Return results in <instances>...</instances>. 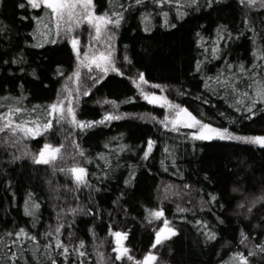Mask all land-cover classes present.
I'll return each mask as SVG.
<instances>
[{
  "label": "trees",
  "instance_id": "trees-1",
  "mask_svg": "<svg viewBox=\"0 0 264 264\" xmlns=\"http://www.w3.org/2000/svg\"><path fill=\"white\" fill-rule=\"evenodd\" d=\"M24 2L0 0V25L8 29L0 34V112L19 106L27 110L22 119L43 123L48 118V106L60 99L64 80L76 70V54L70 39L75 35L57 36L50 10L43 6L17 7ZM93 2L98 13L110 7V0ZM115 3L124 6L125 19L119 27L111 28L117 66L124 75L109 72L99 83L85 78L75 110L79 120L98 121L108 112L121 119L83 131L63 122L55 125L54 131L39 136L10 138L0 133V237L5 238L0 243V258L8 250L5 245L11 247V241L16 239L6 233L23 228L28 238H19L23 250L19 264H36L31 259L33 250L43 256L46 244L51 245L47 251L57 259V264H106L114 256L112 233L116 231L128 233L123 244L135 260H142L152 250L160 264H234L233 253L241 251L246 255L247 250L264 242V205L257 203L251 214L238 207L241 203L251 206L264 196V147L237 140H192L193 129L180 128L176 132L165 128L159 121L164 108L145 100L132 80L137 78L138 71L143 72L148 81L141 85L144 92L149 84L161 85L170 101L187 107L213 127L227 128L238 136L264 135V103L258 104L262 110L256 116L246 118L248 99L237 111V100L243 97L225 90L215 79L217 75L221 80L240 76V92L247 91L249 98H255L257 85L247 87L253 80L241 73L240 65L249 73L254 64L264 66V58H258L264 53V9L249 8L239 0H214L212 7L200 0V10L188 7L186 0H179L178 4L174 0L163 9L154 6L152 0H144L143 6L135 5L134 0ZM177 9L187 15L181 18ZM163 11L169 13L168 25ZM142 13L150 14L149 19L145 21ZM245 17L250 21L248 25L244 23ZM44 23L47 32L41 30ZM220 25L227 26L231 38L221 33L224 38L217 44ZM39 33L43 34L40 38ZM213 47L220 49L216 56ZM125 54L131 64L123 60ZM14 58L20 63H12ZM197 61L201 62L199 71ZM227 64L232 68H227ZM256 71L260 73L264 68ZM262 78L264 75L257 79ZM85 91L88 95H84ZM16 98H20L19 102ZM69 132L72 135L65 139ZM149 137L156 143L149 160L143 161L141 149L146 148ZM73 139L85 150V157L74 152ZM45 143H63V160L47 165L34 162L33 156ZM121 145L128 147L121 150ZM73 163L87 168L86 184L77 185L70 174L59 171ZM129 165L136 166L132 187L124 185ZM104 172L109 175L105 177ZM165 186H172L167 193ZM234 187L239 191L232 192ZM122 192L123 198L117 200ZM208 194L218 195L223 207L208 205ZM26 201L29 206L33 202L39 204L33 210L34 216L25 213ZM178 206L189 211L180 212ZM160 207L164 217L149 223V210ZM217 216L224 219V224L217 222ZM165 218L179 230V235L151 249L155 232ZM196 220L208 221L218 239L206 241L201 234L204 229ZM59 225L64 227L56 233ZM242 230L249 236L244 244L240 243ZM57 237L69 247L68 261L60 255L62 249L55 247ZM80 241L84 242L80 251L87 253L83 257L73 251L79 248ZM12 250L17 251L14 247ZM43 264H47V257ZM123 264L134 261L125 259ZM252 264H264V256H254Z\"/></svg>",
  "mask_w": 264,
  "mask_h": 264
},
{
  "label": "snow or ice",
  "instance_id": "snow-or-ice-1",
  "mask_svg": "<svg viewBox=\"0 0 264 264\" xmlns=\"http://www.w3.org/2000/svg\"><path fill=\"white\" fill-rule=\"evenodd\" d=\"M153 5L160 7L163 9V7L167 5L173 4L174 0H152ZM175 2L178 4L179 0H175ZM135 5L143 6L144 0H134ZM204 3L208 7H212L214 0H204ZM239 3L241 5H247L249 8H260L264 9V0H239ZM186 4L188 7H195L196 10H200L202 5L200 4V0H186ZM46 7L50 10V16L54 21L55 25V32L56 35L59 36L61 34V31L63 30L66 33H71L75 27H79L82 23H86L94 28L95 31V37L94 39L97 42H103L105 45L104 50H97L93 53L85 52L83 57L80 55V48L79 45V39L75 36L71 39V44L73 50L76 52V70L73 73V76L75 77V80L77 83H79L81 78V69L86 68L88 70V73L91 74L94 70H99L101 75L97 78H95V83H99L101 79L104 78L109 72H115L119 75L123 76L124 72L121 70V67L117 66L116 57L114 55L115 48L113 47L111 41H112V35H108V26L113 25L115 27H119L121 22L125 19L124 16V6L121 4L117 6L115 3V0H110V7L108 10H106L103 13H98L96 11L95 4L93 0H25L24 3L17 4V7L20 9H25L26 7H31L32 9H37L40 7ZM119 7L120 10L113 11V8ZM168 12L163 11L162 15L165 17V24L168 25L169 21L167 19ZM143 19L146 21L149 19L150 14L142 13L141 14ZM177 15L181 18L184 15H187V12H182L179 9H177ZM22 19H28V17H22ZM245 25H248L250 21L245 17L244 20ZM172 27H175V25H171ZM7 27L4 25H0V34L5 33L7 31ZM149 29L146 27L145 31H148ZM223 33L224 35H227L229 38H231V33L229 32L226 25H220L217 28V44L219 43L220 39H223L224 36L221 35ZM199 35V33L197 34ZM255 35L254 32L253 35V42H255ZM102 41V37H105ZM51 43H56L55 40H51ZM38 47L40 45H37ZM220 49L219 47H213L212 53L214 56L219 54ZM258 58H264V53H261V56ZM22 60V57L20 58ZM123 60L125 62H128L131 64V60L127 54L123 56ZM12 63H20V60L13 59L11 61ZM5 63H8V61H5ZM200 61H197L196 68L197 71L200 70ZM227 68H232L231 64L226 65ZM256 68H264V66L259 64H254L251 72L249 73L248 70H246L243 66V64L240 65V71L241 73H244L246 75H250V77L253 80V83L247 84L248 88H252L253 84H256L255 87V98H249V93L247 91L241 93L240 87L237 81L241 79L240 76L233 75L232 79H229L227 77L224 78V80H221L219 75H217L216 83L219 84L222 88L229 91L230 93H237L238 96L243 97V99L237 100V107L236 110L240 111V104L244 103V99H248V104L245 107V111L249 114L246 118H251L257 115V111L262 110L258 108L259 103H264V78L257 79L258 77H261L264 75V71L258 73L256 71ZM23 71V69H21ZM35 76V70H33L32 73ZM137 78H134L132 82L136 84L137 88L141 89V95L145 100H148L149 103L157 104L162 103L163 106L167 107L170 111L165 118L160 121L161 124L164 125L165 128H168L169 125H171V128L173 131L179 132L180 127H187L189 129H193V131L190 133V138L192 140H199V141H212L214 139L218 140H237V141H244L250 144H258L262 147H264V135H257V136H238L235 135L227 128H217L213 127L212 124L204 123L201 119H198L196 115H194L187 107H182L180 104H175L172 101L168 99L167 96L160 95L158 96L155 92L147 93L144 92L141 85L148 83V81L145 79V74L143 72H137L136 74ZM209 79H212L209 77ZM207 83H205V87H207ZM156 88H161V85L157 84L155 85ZM79 91V89H77ZM84 95H88V91L84 92ZM20 98H16L17 102H19ZM111 103L115 104V101H112ZM207 103V101H205ZM27 110L19 107V106H9L8 111L6 113L0 112V133H5L10 138L11 137H27V136H39L42 132H46L49 130L55 129V125H62L63 122L70 123L75 128H79L81 131L93 128L97 124H103L106 121H112V120H119L121 119V116L115 115L113 112H108L105 114V116L98 121H86V120H79L77 119V114L75 107L72 103V98L70 96H65L63 100H57V102L52 103L48 106L47 110V119L40 123L38 121H28L22 119L24 113ZM72 135L71 132H69L65 139H68ZM115 139V138H113ZM5 144L8 143L7 140L4 141ZM146 148H142V156L141 160L147 161L150 158V155L152 153L153 147L155 145V141H153L150 137L146 140ZM71 145L73 147L74 152L79 155L80 157H85V150L81 147V145L77 142V140L73 139L71 140ZM14 146V145H13ZM65 145L63 143L59 145H52L49 143H45L42 148L39 150L38 154L33 156L34 162L36 163H42V164H52L57 159L63 160L64 158V149ZM127 145H121V150L126 149ZM167 151V148L165 149ZM27 154V152L25 153ZM103 158V157H102ZM72 160L75 161V156L72 157ZM175 162V161H173ZM164 161H161V164L163 165ZM105 164L107 166L108 161H105ZM118 166V165H117ZM129 174L127 177L124 178V185L126 187H132L134 186V182L136 180V166L129 165ZM59 171L65 172L66 174H70L73 179L75 180L77 185L80 184H86L87 180L86 177L88 175L87 168L77 164L73 163L68 168H61ZM103 175L107 177L109 175V172H104ZM207 178V177H206ZM172 186H165V193L170 191V188ZM184 188H189L188 185H184ZM239 188H232V192H238ZM173 195H179L178 192H173ZM209 200L206 202L210 206L219 205V199L218 195L216 194H208ZM124 196V193L122 192L120 196L117 198V200L122 199ZM166 198V197H165ZM116 203V201H114ZM257 203H260L261 205H264V196H261L257 198V200L253 201L251 206L246 205L245 203H241L238 205L241 209H247V212L249 214L252 213L253 208L256 206ZM220 207H223V205H219ZM39 208V204L33 202L31 206H29L28 202L25 203V213L27 215H35L34 209ZM73 213L77 211V209H70ZM91 209H89V212ZM178 211L180 212H186L189 211V209L180 208L178 206ZM164 217V209L162 207L158 209H151L149 210V216L146 218L149 223H151L153 220H159L160 218ZM216 220L219 224H224V219H222L220 216L216 217ZM195 223L202 227L204 231L201 233L206 241H214L218 239V233L211 229L209 226V222L206 220H196ZM64 227V225H59L55 232L59 233L60 229ZM111 231V230H110ZM115 237V247L112 249V252L114 253V256L110 260H106V264H123L124 260L127 259L128 261H134V264H160L159 258L157 254L150 250L148 253H146L142 260H135V258L130 254V249L126 247L123 244V241L128 238L127 232H120L116 231L112 233ZM179 235V230L172 226L171 222L167 220L166 218L163 220V224L161 227H159L158 230L155 232V240L154 243L151 245V249H156L157 246H163L166 241L171 240L173 237H177ZM6 236L8 237H16V239H13L11 241V247L8 245H5V247L8 249L3 258H0V264H19V254L21 251H23L20 248V240L19 238L21 236H24L25 238H28V233L25 231V229L21 228L19 231L12 233H6ZM32 240H35V236L30 237ZM4 237H0V243H3ZM249 239V236L241 231V240L240 243L244 244L245 241ZM84 242L80 241L79 248H74L73 251L76 252V254L79 257H83L87 255L86 252L80 251V248H83ZM16 248L17 251H13L12 248ZM50 244L44 245L45 252L43 256H40L36 250H33V256L32 260L36 261V264H43L44 257H47V264H57V259L53 258L51 256V253L47 251L48 248H50ZM56 248L62 249L60 252V255L64 257L65 261H68L69 256V247L65 245L59 237L56 239ZM262 255L264 256V242L260 244L254 245V250H247V254L245 255L244 252L237 251L233 253V260L234 264H252V258L256 255ZM101 258L103 257V254H99ZM77 264H83L82 261H78Z\"/></svg>",
  "mask_w": 264,
  "mask_h": 264
},
{
  "label": "rangeland",
  "instance_id": "rangeland-1",
  "mask_svg": "<svg viewBox=\"0 0 264 264\" xmlns=\"http://www.w3.org/2000/svg\"><path fill=\"white\" fill-rule=\"evenodd\" d=\"M51 23H52V28H54V30H55V25H54L53 19H52ZM45 25L46 24L44 23L42 25V28L41 27L40 28H41V30L45 29V31L47 32ZM111 28H112V25H109L107 34L112 35L111 43H112L113 47L115 48V34ZM55 34H56V32H55ZM71 34L75 35V37H77L79 39L78 47L80 48L81 57H83L85 52H88L91 54L97 50H104L105 49V45L103 42H97L94 39V37H95L94 28L92 26L86 24V23H82L79 27H75L70 34L64 32L62 30L60 35H62V36L67 35L70 38L72 36ZM38 35H39V38H40V36H43L42 33H39ZM80 35H82V36H80ZM105 38H106V36L102 37V41ZM70 39H72V38H70ZM74 52H75V50H74ZM75 54H76V52H75ZM80 71H81V78H80L79 83H77V81L75 80V77L73 75H71V76H69V78H66L64 80V84L62 85V88H61L60 93H59L60 99H58V100H63L65 96H70L72 98V103H73L74 107L76 105V102L79 99L81 81H83L85 78H88L89 80L92 78L95 79L101 75L99 70H94L91 74L88 73V70L86 68H82ZM155 85H157V84H149V89L146 92L147 93L155 92L158 96H160V95L166 96L164 93V90L162 88H156ZM77 89H79V91H77ZM150 104L157 106V107H163L164 108V116L159 121H162L165 118V116H167L169 114L170 110L167 107L163 106L162 103H157V104L150 103ZM168 128H171V125H169ZM180 128H187V127L181 126Z\"/></svg>",
  "mask_w": 264,
  "mask_h": 264
}]
</instances>
